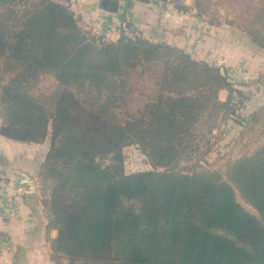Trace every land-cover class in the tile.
Listing matches in <instances>:
<instances>
[{"label":"trees","instance_id":"trees-1","mask_svg":"<svg viewBox=\"0 0 264 264\" xmlns=\"http://www.w3.org/2000/svg\"><path fill=\"white\" fill-rule=\"evenodd\" d=\"M204 4L194 0L201 16L209 14ZM229 4L240 13L228 23L264 48V0ZM175 7L186 10L185 0ZM152 63L163 64L161 92L138 143L155 169L127 175L122 149L128 139L113 108L138 67L145 73ZM44 78L54 87L42 100L34 89ZM224 88L230 94L238 89L220 67L177 47L145 37L104 42L78 25L68 5L0 0V111L6 120L0 132L24 142L50 140L41 175L50 183L49 227L58 232L51 244L73 264H264V144L250 155L233 159L230 151L222 158L229 182L260 219L219 183L216 171L201 165L205 170L187 175L160 170L197 151L191 147L203 120L238 113L230 99H218ZM257 128L264 131V107L235 145ZM111 153L114 164L103 167L100 161ZM125 199L141 200L132 217L119 215Z\"/></svg>","mask_w":264,"mask_h":264},{"label":"crops","instance_id":"crops-1","mask_svg":"<svg viewBox=\"0 0 264 264\" xmlns=\"http://www.w3.org/2000/svg\"><path fill=\"white\" fill-rule=\"evenodd\" d=\"M66 3L78 25L101 38L117 41L123 29L129 27L154 43L177 47L197 60L222 68L235 88L248 95V103L236 114L243 122L236 123L234 114L226 119V138L234 140L231 147L236 151L241 145L235 143L242 130L264 107L263 47L242 31L206 21L192 0H185L186 10L164 0H66ZM150 76L155 78L150 77L153 83L148 82L152 92L147 115L161 92L160 72ZM230 98L228 89L219 91L220 101L227 102ZM1 123L0 119V129ZM219 128L215 123L208 133L210 138H206V143L210 140L207 144L212 146L211 151L219 146L218 142L211 143ZM256 130L263 137L261 145L257 144L260 147L264 144V131ZM251 132L245 134L242 142L255 134ZM49 149V139L42 143L24 142L0 132V264H71L64 255L55 253L51 244L58 232L49 227L41 175Z\"/></svg>","mask_w":264,"mask_h":264},{"label":"rangeland","instance_id":"rangeland-1","mask_svg":"<svg viewBox=\"0 0 264 264\" xmlns=\"http://www.w3.org/2000/svg\"><path fill=\"white\" fill-rule=\"evenodd\" d=\"M165 1V0H164ZM193 4H194V0ZM206 6V10L208 11V15L206 16V21L212 22L215 26H227L230 28L237 29L239 31H242L241 29L232 26L228 23V20H233L235 17L240 13L238 10L235 11L234 7H232L229 4V1L231 0H204ZM244 35L248 34L244 31H242ZM133 32L132 30L127 27L123 29L122 36H124L126 39L129 38L128 36L131 35ZM101 41L109 42L111 39H108L105 37L101 38ZM163 67L162 63H152L150 64L145 73L140 72L142 70V66L138 67L136 73L133 76V85L129 92L125 94L124 97H119L117 101L118 108L113 110L117 113L115 118H118L117 123L120 124L122 127H120L124 131L125 138L128 139V144L123 147V170L124 173L127 175H130L132 173H137L140 171H146V170H154L147 159V156L143 154L140 144L138 143L140 133L143 129L144 122L147 116V110L150 105V94H151V88L148 87L149 80L151 78L150 75L153 74V72H159ZM221 73L223 75L224 72L221 68ZM150 74V75H149ZM151 77V78H150ZM152 81V80H150ZM153 83V81H152ZM151 83V84H152ZM53 82L51 78H44L42 82L37 86L36 89H34V94L38 95V98L45 99V94H49L51 90H53ZM129 87V86H128ZM239 91H242V89H237ZM245 93H247L245 91ZM95 95V94H94ZM84 96V95H82ZM248 96V95H247ZM108 95L103 97V101L108 100ZM39 99V100H40ZM90 101V100H89ZM86 101V102H89ZM248 103V97H247ZM48 102L45 100V103ZM48 104V103H46ZM44 105V104H43ZM244 107V105H243ZM1 109V108H0ZM42 109L48 110L47 106H42ZM241 111V110H240ZM237 111V112H240ZM235 118H241L238 115L234 114ZM2 112L0 111V119L2 121L1 128H4V125H6V120L4 118H1ZM226 118H217L213 122L210 121V119L206 122L203 120L202 123H200V128L202 132L200 134H197L196 140L193 142L192 146L194 147L191 150H197L192 151L189 156L184 157L183 159L178 160L175 164L168 166V168H161V171H171V172H179L182 175L191 174L195 171H202V170H212L216 171L219 175V183L224 186H229L231 190L233 191V194L235 196L236 201L243 207L245 211H247L250 215L255 217L256 219H260L258 211L250 204L248 203L241 193L239 192L238 188L231 182H229L227 177V165L226 160H222V158H225V155L227 156V153L230 151H233L232 144L233 141L231 138L228 140L226 138ZM237 123V119L235 120ZM215 123H218L219 125V132L217 135H213L211 139V143L213 145L218 144L219 146L216 147L215 151L209 150L208 144L210 141L206 142V138H210V135L206 136V129L209 127L210 124L215 125ZM224 124V126H223ZM18 128H22V126H18ZM223 128V131H220V129ZM255 134L250 135L248 139L244 142L241 141V145L236 149V151L232 153L233 159L240 158L242 156H247L252 154L256 149L259 148L257 146L258 142L261 145L262 136L259 133V131L255 130L253 131ZM251 132V133H253ZM208 134V133H207ZM206 136V137H205ZM204 137V138H203ZM237 139V138H236ZM239 139V138H238ZM237 139V140H238ZM218 142V143H217ZM239 144V143H238ZM209 150V152H208ZM208 152L205 154V152ZM205 156L203 157V155ZM112 153L104 159H98L97 161L101 162V165L103 167H107L109 165L114 164V161L112 159ZM228 157V156H227ZM103 163V164H102ZM201 165V167L197 166ZM43 195L48 196L49 195V189H50V183L45 182L43 183ZM141 200L138 199H125L122 201L120 208H119V215L121 217H132L138 212V208L141 204ZM67 259L66 261L73 264L70 259ZM79 263V262H78Z\"/></svg>","mask_w":264,"mask_h":264},{"label":"built area","instance_id":"built-area-1","mask_svg":"<svg viewBox=\"0 0 264 264\" xmlns=\"http://www.w3.org/2000/svg\"><path fill=\"white\" fill-rule=\"evenodd\" d=\"M53 1L56 2V3H59V4L66 5V6L68 5L66 3V0H53ZM165 1L171 3V4H173L175 6V3L177 1H181V0H165ZM128 37L134 40V39H137V38L141 37V34L138 33V32H133ZM246 100H247V93H245L243 91L234 90L231 93L230 103H231L232 107L234 109H236L237 111L242 110L243 105L245 106Z\"/></svg>","mask_w":264,"mask_h":264},{"label":"water","instance_id":"water-1","mask_svg":"<svg viewBox=\"0 0 264 264\" xmlns=\"http://www.w3.org/2000/svg\"><path fill=\"white\" fill-rule=\"evenodd\" d=\"M112 5H113V6L116 5V3H113ZM84 28L89 29V27H86V26H84ZM222 71L224 72L223 69H222ZM234 117H235V116H234ZM236 119L239 120L240 122H243L240 118H237V117H236ZM102 164H103V163H102Z\"/></svg>","mask_w":264,"mask_h":264}]
</instances>
